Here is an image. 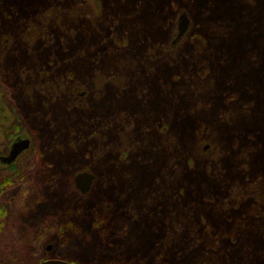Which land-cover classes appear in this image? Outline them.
Here are the masks:
<instances>
[{
    "label": "rangeland",
    "instance_id": "374dc122",
    "mask_svg": "<svg viewBox=\"0 0 264 264\" xmlns=\"http://www.w3.org/2000/svg\"><path fill=\"white\" fill-rule=\"evenodd\" d=\"M147 1L139 7L141 0H0V111L19 113L33 145L38 136L29 128L34 113L40 115L42 138L56 150L44 181L5 196L2 262L19 251L16 264L52 257L77 264H264V0ZM206 5L215 16L224 11L225 34L215 16L201 22ZM182 12L191 21L188 32L175 53L160 54ZM219 30L226 58L210 56L218 88L203 70L212 46L204 35ZM246 39L256 44L243 55L253 54L259 89L244 78L249 68L234 61ZM7 120L2 144L16 126ZM117 159L127 162L114 164ZM78 169L97 177L84 199L73 183ZM108 188L114 197L99 206ZM11 197L16 203L9 205ZM38 198L49 217L30 224L27 208ZM78 208L94 209V233L104 249L113 247L112 256L95 245H72L84 236L75 229L91 223ZM120 209L124 214L112 224L108 215L114 220ZM67 214L68 224L61 220ZM116 239L127 243L123 261ZM47 243L54 246L50 253Z\"/></svg>",
    "mask_w": 264,
    "mask_h": 264
},
{
    "label": "flooded vegetation",
    "instance_id": "af4514ba",
    "mask_svg": "<svg viewBox=\"0 0 264 264\" xmlns=\"http://www.w3.org/2000/svg\"><path fill=\"white\" fill-rule=\"evenodd\" d=\"M191 3L192 2L188 3V5L190 7H191ZM203 3H210V2H203ZM224 3H225V1L220 4V6H221V8H223V10L225 9V4ZM226 4H228V3H226ZM197 9H200L199 5L197 6ZM202 10H204V12ZM202 10H200L202 12L199 13L200 14V17L202 19L201 22H204L203 20L209 21V18H211L212 15H213V17L215 16L214 15L215 10H214V7H212V6L206 5V6L202 7ZM188 14L190 15V12ZM223 18H226L224 16V11H223V14L222 15L215 16L214 17V20L215 21H218V22L221 23V24L220 23H216V25H218V26L220 24V27L219 28L221 30H222V28L224 29V25H222L223 24L222 22H225V21L222 20ZM233 18H235V17H233ZM197 23H200V22H197ZM190 26H191V21H189V27H188L186 33L188 32ZM222 31L225 34V30H222ZM186 33L183 35V37L186 35ZM177 34H178V30L175 29L174 34L170 36V39L165 41L166 44L169 45L170 47L164 49L161 46V48L159 49L160 54H162V53H175L179 49V48H177V46L180 44V41L183 39V37H181L179 40H177L176 39L177 38ZM224 34H222L220 32V30H219L217 32V34L216 33H211L209 31V32H207L204 35L205 41H207L209 45L212 44V46H210L205 51V53H206L205 55H207L208 57L206 58L207 64H205V67H204V70H203L205 74L203 76H205L207 78L208 83L211 82L213 86H218V88L220 86L219 85L220 83H217L218 82V79L213 78V75L216 72H218V67H217V64H216L215 60L212 61L211 58H210V56L211 55H214L213 57L217 61H220V62L223 61L224 58H226L225 57L226 56V54H225L226 51L225 50H222V46H224V39H223ZM250 40L249 39H246L245 43H243V41L241 42L242 45L244 44L243 47L240 48V50H241L242 53L236 52L235 59L234 58L233 59H234V61L236 63H237V61H239L238 62L239 65H240L239 66V69H241L242 66H244L246 68V70H247V68H249L247 70L248 73H246L244 75L245 76L244 78H246V79H248V78L249 79H251V78L254 79L253 80V82H254L253 83V88L254 89H257L259 87V85H262L263 84V82L260 79V77L258 76V73L256 75L253 72L255 70L252 67H254V64L256 63V62L252 61L253 58H251V56L253 54H246V56L250 55L249 57H246L245 55H243V54H245L243 52L250 53V51L255 50L254 49V46L256 44H254V46L251 47V44L252 43L250 42ZM160 44H161V41H160ZM249 47H250V51H249ZM166 49H168V50H166ZM183 51H184V49H181L180 50V52H183ZM36 55H38V54L36 53ZM176 57H178V56H176ZM241 57L242 58L243 57H246V58H245L244 61L240 62ZM254 59L256 61V58H254ZM174 60H176V58ZM183 65L185 66L186 69H188V66L185 63H183ZM229 65L230 66H233V63H229ZM240 74H241V72H240ZM246 79H244V80H246ZM210 84L208 86H210ZM43 88H45L44 91H46V92L49 93V90H48L49 86L44 85ZM84 94L85 93H81L79 95L81 97H83ZM216 95L217 94H215L214 97ZM230 99H231V101H236V100H234L235 98L230 97ZM236 99H238L236 101L238 103L241 101V97H236ZM254 101H256V103H257L256 97H254ZM32 103L34 104V101ZM5 120H7L8 123H9V120H11L10 123L12 124L14 122V124L16 126L15 127H11L9 129V134L8 135H9L10 138L7 139V140H5V143L4 144H2V141L0 139V215L2 214V217L3 216H6V213L8 211V205H6V198H5V196L8 195V194H11V193L12 194L13 193H16L17 191L19 193L20 189H22L23 186L26 183L32 182L33 180L36 181L37 178H41V182L44 181V179L46 178V175L49 172L46 169H49L50 167L54 166V164H52L48 160V156L50 155L51 150H53V152H56V150L50 149L46 145V142H45L44 138H42L43 135H44V133H45L44 131H45V128L46 127H44L42 125L43 123H41V121H40V115L37 116V114L34 113L33 122L31 124V127L29 128L32 132H35V134L38 136V144L37 145H33L32 138H30L28 136H25V134L28 135V133L25 132L26 131L25 130V125H24L21 117L19 116V113L17 115V112L16 113L8 112V113L4 114V113H2L0 111V136H1L2 133H6V127H7V125L5 123ZM25 124L27 125V122L26 121H25ZM19 140H27V141H29L28 149L22 151L15 158V160H13L11 162H6L5 160H7V158L9 157V154H10L11 149H12V145L15 142L19 141ZM58 151H60V150H58ZM121 162H127V161H116V163H114V164H123ZM53 168H55V167H53ZM76 171L77 172L74 175L73 180H74V178H75V176L77 174H80V173H84L85 172V171H82L81 169H78ZM59 172L60 173H63V171H59ZM87 173H89V174H91V175L94 176L93 184H92V186L90 188V191L88 192V193H90L92 191L93 185H94L97 177L95 176V174H93L91 172H87ZM57 178L58 179L57 180L55 179L54 181L57 182L59 180V174L57 175ZM100 179H102V177H100ZM105 180H106V182L110 186L111 183H112V181L110 179H106V178H105ZM113 186L114 185H111V187H113ZM101 191L102 192H101V194H100V196H99V198L97 200V203L100 204V203L106 202V205L108 206V204L112 201V199H107V198H109L108 197V194L112 195L113 197H114V195H113L112 191L109 190V188L107 189V191H103V190H101ZM88 193L85 194V195H82L83 196L82 199H84V197L86 195H88ZM43 200H44L43 198H38V199H36L33 202L32 205H30L27 208V212L29 213L30 216H29V219L26 220V221H29L30 224H38L39 222H44V221L48 220V217H49V213L48 212H49V210H48V207L45 208L43 206ZM95 201H96V197L93 196V202H95ZM115 202L116 201L113 200V205L115 204ZM8 203H9V205H12L13 203H16L15 197H11L8 200ZM172 204L173 203H171L170 208H169L170 211H172L174 209ZM166 209H167V204H166ZM57 210L58 209H56V211ZM60 211L62 212V210H60ZM76 211H77V213H81L83 215H85L84 213H89V215H90L89 218L91 217V223L87 227L86 230H82V229L77 228V230L79 232L80 231L83 232L84 236H83L82 239L81 238H78V237H74L75 239H73L72 245H75L76 247H79V248H83V246L95 245V246L98 247V248L97 247L96 248L98 249V252L99 253H101V254H108L109 253V257L112 256L113 247H111V249H109L108 248V245H106L104 247H107V248L104 249L103 246H102V239H101L100 235L94 233L95 227L93 226V223H92V221H94V216H95L94 209L78 208ZM122 211L120 209V212H118V213L115 214L114 220L108 215V217L110 219L109 221L110 222L113 221L112 224H116L117 219L124 214V212H122ZM3 218L5 219V217H3ZM133 218H135V217H133V216H130L129 217V220H128L129 224H131L133 222V220H132ZM79 219H81L80 220L81 222H84L83 221L84 218L83 219L82 218H79ZM85 219H88V218L85 217ZM1 222L2 221H1V218H0V227L2 226V223ZM125 222H126V220H125ZM123 225L125 227H123L121 230L128 232L129 231L128 226H126L125 224H123ZM107 226L110 227L109 226V223H107ZM47 228H48V226L42 225L40 227V231L41 232H45L47 230ZM6 237L8 239V235ZM126 240H128V238ZM126 240L116 239L115 242L113 243V245L118 248L116 250V252L118 254L120 253L117 256V259L118 260H121V261H123V259L120 258L119 256L121 255L122 257L123 256L125 257L124 250H121V248L123 246L125 248V245H127V243L125 242ZM15 243H16V240L13 242V244H10V246H12V249L13 250L15 249V247H14V244ZM68 243L69 242L66 241L65 244H68ZM43 247H44V250L46 252H48V253L52 252V250L54 249V246L52 244H50V243L45 244ZM126 248H127V246H126ZM160 254H161V251H159L158 255L155 256L154 259L155 260L156 259H159ZM50 260H60V261H63V262H68V263H75V262H72V261H69V260L66 261L64 259H59L57 257H52V258H49L47 260H42L41 262L50 261ZM118 260H114L115 263H119L120 261H118ZM0 261H2V254L1 253H0Z\"/></svg>",
    "mask_w": 264,
    "mask_h": 264
},
{
    "label": "water",
    "instance_id": "95a60500",
    "mask_svg": "<svg viewBox=\"0 0 264 264\" xmlns=\"http://www.w3.org/2000/svg\"><path fill=\"white\" fill-rule=\"evenodd\" d=\"M189 27V20L186 16V14H182L179 17V23H178V34H177V40L180 39L187 31ZM29 141L27 140H19L15 142L12 145L11 152L9 154V157L6 162H11L15 160V158L24 150L28 149ZM207 147L204 148L206 150ZM94 181V176L88 173H81L78 174L75 179H74V184L82 194H86L89 192L92 184ZM39 264H72L68 262H63V261H58V260H50V261H45L41 262ZM75 264V263H74Z\"/></svg>",
    "mask_w": 264,
    "mask_h": 264
},
{
    "label": "trees",
    "instance_id": "16d2710c",
    "mask_svg": "<svg viewBox=\"0 0 264 264\" xmlns=\"http://www.w3.org/2000/svg\"><path fill=\"white\" fill-rule=\"evenodd\" d=\"M145 1H146V3L148 2L147 0H141V2H139V4H138V6L139 7H142L143 5H144V3H145ZM179 2H182L183 1V3H185L186 2V0H178ZM231 18H233V17H231ZM235 19V18H234ZM67 49H68V47H67ZM19 54V53H18ZM38 55H37V58H39L40 59V56H42L44 53L43 52H38L37 53ZM64 62L65 61H62V65H64ZM68 66H71L70 64L68 65ZM63 67V66H62ZM58 69H60V68H58ZM260 74L259 75H261V72H259ZM263 77V75L261 76V78ZM263 82V81H262ZM259 88H261V85H259V87L257 88V89H259ZM244 106V105H243ZM256 110L254 109L253 111H251V112H255ZM205 146H208V148L210 147V144L207 142V144L205 145ZM261 148H264V147H261ZM261 150V149H260ZM263 150V149H262ZM264 151V150H263ZM116 161H121V160H119V159H117ZM122 161H124V159L122 160ZM243 173H245V170L243 171V172H241V174H243ZM189 185H190V187H192V188H194L193 186V183L192 184H190L189 183ZM176 186L177 185H175L174 187H175V189H176ZM191 188V189H192ZM222 192H224L225 190L224 189H222L221 190ZM176 193L178 194V187H177V191H176ZM102 204V203H101ZM99 205V204H98ZM100 206V205H99ZM2 216L0 215V218H1ZM68 217H72V215H69V214H67V215H65L63 218L61 217V220L62 221H64L66 224H68V222H70V219L71 218H69L68 219ZM74 217V216H73ZM75 231H76V233L77 234H80L81 235V231L79 232L78 230H76L75 229ZM82 238H83V236H82ZM81 238V239H82ZM66 241H67V239H65L64 237L62 238V244H65L66 243ZM18 243L19 242H16L15 244H14V247H18L19 248V246H18ZM13 244V243H12ZM13 251V250H12ZM19 257H20V255H19V251L18 252H16V253H13L12 254V257L11 258H9L7 261H0V264H16L18 261H19ZM49 259V258H48ZM47 260V259H46Z\"/></svg>",
    "mask_w": 264,
    "mask_h": 264
}]
</instances>
